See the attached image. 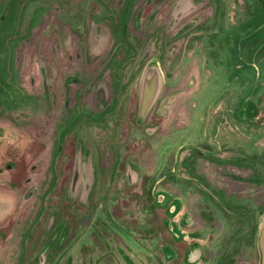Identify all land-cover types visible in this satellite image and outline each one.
<instances>
[{
  "label": "rangeland",
  "instance_id": "1",
  "mask_svg": "<svg viewBox=\"0 0 264 264\" xmlns=\"http://www.w3.org/2000/svg\"><path fill=\"white\" fill-rule=\"evenodd\" d=\"M182 3L193 8L191 18L199 22L191 33L197 42L183 40L180 59L167 58L165 68L157 54L150 60L163 77L154 110L165 129L152 123L136 132L132 157L113 145L104 155L91 154L89 141L85 143L82 170L116 164L117 150L129 167L116 173L107 189L105 169L92 172V188H83L84 178L73 187L77 157L52 162L54 136L45 125L53 50L44 23L48 19L34 22L32 8L25 7L22 24H17L18 5L0 0V264H187L188 247L176 252L168 228L172 200H164L173 196L177 174L184 183L183 196L194 198L193 213L188 211L196 218L203 212L216 215L215 197L222 187L239 206L238 187L245 182L261 186L263 218L264 0ZM130 24H145L141 12ZM201 26L213 27L214 33L196 34ZM52 46L57 50L52 61H58L62 46ZM56 68L65 67L58 62ZM55 79L56 86L63 83V77ZM239 153L245 154V162H239ZM172 154L176 156L168 157ZM179 159L182 166L177 168ZM255 161L261 172L257 181L251 175ZM165 168L172 185L168 189L156 184ZM197 221L192 225L189 219L185 227L203 228ZM125 227L131 228L128 233L120 232ZM209 256L206 249L205 258Z\"/></svg>",
  "mask_w": 264,
  "mask_h": 264
},
{
  "label": "flooded vegetation",
  "instance_id": "2",
  "mask_svg": "<svg viewBox=\"0 0 264 264\" xmlns=\"http://www.w3.org/2000/svg\"><path fill=\"white\" fill-rule=\"evenodd\" d=\"M140 3L143 5L136 11ZM14 4L18 5L21 12L17 24H22L20 18L25 7L32 8L34 22L48 19L44 23L48 24L46 35L51 38L53 50L47 68L45 108L48 122L45 125L47 132L52 131L54 136L52 145L56 148L52 162L55 163L60 156L67 158L75 155L73 187H78L84 178L83 188H92L94 174L105 169L109 172L107 189H111L116 173L128 172L129 167L122 164L125 160L119 158L117 150L116 164L94 165L82 170L80 158L86 152L85 143L89 141L91 154L98 151L99 155H104L113 145L132 157L134 151L131 138L136 132L140 133L145 125L152 123L157 125L158 130L165 129L162 122H158L154 110L161 88L148 112L141 115V81L153 54H157L161 61L160 68L161 65L165 68L167 58L170 57L171 61L180 59L183 40L187 39L188 45L197 42V38L191 34L195 24L199 23L191 18L193 8L183 4L182 0H14ZM140 12L145 24H130V20ZM138 17L139 14L136 19ZM201 27L197 28L196 34L207 33L211 36L214 33L213 27ZM52 42H59L62 46L58 61H52L54 54H57ZM58 62L65 68L57 69ZM56 76L63 77L60 86L55 84ZM147 131L151 132L148 128ZM239 155L243 157L238 158L239 162H245V154ZM174 156L176 154L168 157ZM170 158L166 157V164ZM176 161L177 168H180L182 159ZM51 170L53 174V166ZM167 171L165 168L160 180L156 182L163 189L172 187L171 181L167 180ZM251 172L256 181L261 179L257 161ZM173 184V196H164V200L168 198L173 203L169 210L172 219L168 228L173 235L176 252L188 247L185 257L187 264L260 263L263 215L261 186H251L249 182L239 186L240 192L237 193L242 195L236 198L241 200L239 206L231 203L230 191L222 187L220 194L215 197L216 201L210 197L217 203L216 215L214 210V214L210 215L203 212L198 219L191 214L194 198L183 196L181 187L184 183L178 174ZM219 217L222 221L218 220ZM189 219L192 225L200 220L203 228H186ZM125 229L120 232L128 233L131 228ZM66 239L67 235L62 241ZM206 249L210 250L208 258H205ZM168 251L170 254L171 250Z\"/></svg>",
  "mask_w": 264,
  "mask_h": 264
},
{
  "label": "water",
  "instance_id": "3",
  "mask_svg": "<svg viewBox=\"0 0 264 264\" xmlns=\"http://www.w3.org/2000/svg\"><path fill=\"white\" fill-rule=\"evenodd\" d=\"M163 77L160 72V68L157 63L150 62L145 68L141 86H142V108L141 115L144 116L152 103L156 99V96L162 86ZM260 250L261 258L259 264H264V216L261 221L260 230Z\"/></svg>",
  "mask_w": 264,
  "mask_h": 264
},
{
  "label": "trees",
  "instance_id": "4",
  "mask_svg": "<svg viewBox=\"0 0 264 264\" xmlns=\"http://www.w3.org/2000/svg\"><path fill=\"white\" fill-rule=\"evenodd\" d=\"M210 43V42H209ZM249 113H253V110H250ZM206 114V113H205ZM253 116V114H251ZM206 116V115H205ZM255 118V115H254Z\"/></svg>",
  "mask_w": 264,
  "mask_h": 264
}]
</instances>
